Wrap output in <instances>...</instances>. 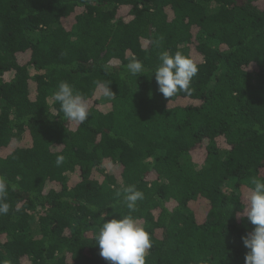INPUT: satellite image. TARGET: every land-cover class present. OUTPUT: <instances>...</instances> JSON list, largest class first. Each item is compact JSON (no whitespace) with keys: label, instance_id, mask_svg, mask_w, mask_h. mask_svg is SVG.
<instances>
[{"label":"trees","instance_id":"trees-1","mask_svg":"<svg viewBox=\"0 0 264 264\" xmlns=\"http://www.w3.org/2000/svg\"><path fill=\"white\" fill-rule=\"evenodd\" d=\"M165 51L198 65L190 94L159 91ZM61 82L83 123L53 100ZM0 177V264H110L96 235L129 214V185L146 264H244L243 208L264 180V0H0Z\"/></svg>","mask_w":264,"mask_h":264},{"label":"clouds","instance_id":"clouds-1","mask_svg":"<svg viewBox=\"0 0 264 264\" xmlns=\"http://www.w3.org/2000/svg\"><path fill=\"white\" fill-rule=\"evenodd\" d=\"M159 65L154 74L159 91L165 98H172L178 92L190 94L192 78L199 69L196 62L177 51L170 55L167 51L159 55ZM128 72L139 76L144 72L141 61L132 58L126 65ZM105 95L111 97L113 92L109 87ZM53 100L60 104V110L69 121L83 123L90 115L85 99L74 92L71 85L61 82L53 93ZM64 157H56V165L61 166ZM252 187L247 194V205L243 208L245 215L254 226L246 236L241 237L244 246L249 250L245 254L244 264H264V180L253 178ZM9 184L0 177V215L9 211L6 202ZM118 197L123 196L122 203L126 205L129 214L120 218L104 219L96 235L99 255L110 264H146V256L152 247L150 233L138 223L131 213L137 209V201L143 199V193L129 185L118 191ZM105 215V214H104ZM111 215V214H106Z\"/></svg>","mask_w":264,"mask_h":264},{"label":"rangeland","instance_id":"rangeland-1","mask_svg":"<svg viewBox=\"0 0 264 264\" xmlns=\"http://www.w3.org/2000/svg\"><path fill=\"white\" fill-rule=\"evenodd\" d=\"M194 53H195V52H192V55H195ZM110 172L117 173V172H118V169H117V168H113V169H111V171H110Z\"/></svg>","mask_w":264,"mask_h":264}]
</instances>
